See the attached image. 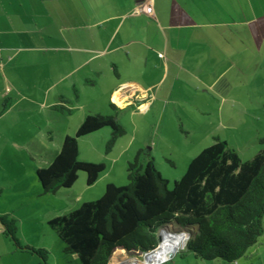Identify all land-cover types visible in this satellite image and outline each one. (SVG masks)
I'll list each match as a JSON object with an SVG mask.
<instances>
[{"label":"crops","instance_id":"1","mask_svg":"<svg viewBox=\"0 0 264 264\" xmlns=\"http://www.w3.org/2000/svg\"><path fill=\"white\" fill-rule=\"evenodd\" d=\"M241 71L264 72V0H0V169L30 167L32 141H51V125L74 115L76 105L108 100L145 113L159 87L184 73L191 91L204 101L212 94L221 107L226 97L216 91H234ZM7 200L2 192L0 215L16 217ZM28 254L0 223V264H39ZM169 263L264 264V236L236 262L179 253Z\"/></svg>","mask_w":264,"mask_h":264},{"label":"trees","instance_id":"2","mask_svg":"<svg viewBox=\"0 0 264 264\" xmlns=\"http://www.w3.org/2000/svg\"><path fill=\"white\" fill-rule=\"evenodd\" d=\"M105 127L112 130L110 148L125 134L115 114L88 115L73 136L64 138L50 166L36 172L43 195L73 187L82 171L88 185L98 180L105 164L80 160L78 140ZM260 143L264 145V138ZM128 180L125 187L107 184L100 198L49 221L65 243V252L78 255L81 264H110L114 254L124 250L131 255L150 252L159 246L162 231L189 235L183 255L232 263L264 236V149L243 161L216 136L172 188L149 151L141 149L129 163ZM0 223L15 249L49 264L45 248L22 244L16 217L0 215Z\"/></svg>","mask_w":264,"mask_h":264},{"label":"rangeland","instance_id":"3","mask_svg":"<svg viewBox=\"0 0 264 264\" xmlns=\"http://www.w3.org/2000/svg\"><path fill=\"white\" fill-rule=\"evenodd\" d=\"M259 62L260 59H257L254 67ZM241 73V80L234 82V91H216L218 97H226L221 107L218 98L215 99L212 94L208 93L212 98L210 96L208 101H204L196 94V88L191 91L186 83L189 78L183 73L177 79L170 76L159 87L161 91L159 90L155 104L145 113H141L136 106L114 110L112 102L108 100L98 103L95 108L83 103L76 105L72 116L65 113L62 120L51 125V141L45 136L32 141L30 167L22 168L20 174L19 171L0 169L3 182L0 187L10 199L6 205L20 219V240L37 248H45L49 252V264H81L79 258L74 260L71 254L65 252L66 245L51 228L49 220L79 208L84 202L100 198L109 183L127 186L129 163L134 161L141 149L149 151L158 170L169 181V188L185 174L192 159L214 143L216 136L226 138L243 161L252 160L264 149V145L260 143L264 138V72ZM105 112L117 116L125 128V134L110 148V127L78 140L80 160L105 164L98 180L93 185H88L87 175L82 171L73 187L61 189L54 195H43L36 174L37 168L48 164L52 151L63 143L65 133L75 134L85 114H106ZM34 114L40 119L43 117V113L40 115L33 112ZM2 142L1 146L6 147ZM11 146L7 145L9 148ZM22 185L23 189L20 188ZM20 189L25 194L24 198L18 197ZM15 195L18 198H14ZM125 254L130 258L137 256L127 252ZM28 255L40 262L38 256Z\"/></svg>","mask_w":264,"mask_h":264},{"label":"built area","instance_id":"4","mask_svg":"<svg viewBox=\"0 0 264 264\" xmlns=\"http://www.w3.org/2000/svg\"><path fill=\"white\" fill-rule=\"evenodd\" d=\"M146 9L149 13H151L153 11V6L149 4ZM160 235H162V240L156 249L141 255L131 256V258L127 257V259H141L145 262L149 261L148 264H164L171 261L177 254L181 253L182 250H185L187 242L190 239L189 235L183 232L162 231ZM177 237H181L182 239L175 242ZM160 252H163L162 257L158 259L152 258ZM125 261L126 260H120L118 264H124Z\"/></svg>","mask_w":264,"mask_h":264},{"label":"bare ground","instance_id":"5","mask_svg":"<svg viewBox=\"0 0 264 264\" xmlns=\"http://www.w3.org/2000/svg\"><path fill=\"white\" fill-rule=\"evenodd\" d=\"M181 239H182L181 237H177V238L175 239V242L180 241ZM162 253H163V252H160V253L154 255L152 258H154V259H158V258L162 257V255H163ZM124 254H125V252H121V251L116 252V253L114 254V256H113V258H112L110 264H118L120 260H126V261L124 262V264H148V263H149V261L145 262V261H143V260H141V259H139V260H135V259H131V260H129V259H127V257H126V254H125V256H123Z\"/></svg>","mask_w":264,"mask_h":264},{"label":"water","instance_id":"6","mask_svg":"<svg viewBox=\"0 0 264 264\" xmlns=\"http://www.w3.org/2000/svg\"><path fill=\"white\" fill-rule=\"evenodd\" d=\"M160 241L162 240V235L159 236ZM126 252V250H124Z\"/></svg>","mask_w":264,"mask_h":264}]
</instances>
